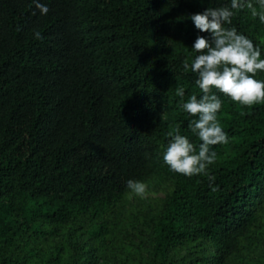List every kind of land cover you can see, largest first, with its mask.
<instances>
[{"label":"trees","instance_id":"1","mask_svg":"<svg viewBox=\"0 0 264 264\" xmlns=\"http://www.w3.org/2000/svg\"><path fill=\"white\" fill-rule=\"evenodd\" d=\"M42 2L46 15L0 0V264H110L114 250L128 264L137 241L145 264H235L264 238V103L217 92L229 139L211 146V180L162 158L177 127L200 143L180 107L201 95L184 67L198 34L189 16L231 0ZM235 11L225 27L264 50V23L247 4ZM155 177L170 189L147 214L148 245L123 240L112 214L126 181Z\"/></svg>","mask_w":264,"mask_h":264},{"label":"clouds","instance_id":"2","mask_svg":"<svg viewBox=\"0 0 264 264\" xmlns=\"http://www.w3.org/2000/svg\"><path fill=\"white\" fill-rule=\"evenodd\" d=\"M257 3L264 9V0H257ZM32 4L41 15L49 11L48 4L42 0H32ZM245 4L252 9V15L264 23V10L257 11L251 0H231L230 5L206 7L189 16L198 34L190 46V63L186 60L184 67L196 74L194 82L201 95L188 96L180 107L194 117L188 128L200 143L195 145L179 127L168 134L170 138L162 158L173 172L186 176L204 174L212 179L208 166L215 161L217 153L211 146L227 143L229 139L218 119L223 100L217 92L243 105L264 103V79L256 76L258 72H264V50L235 26L225 27L232 25L235 10ZM34 35L41 38L39 31ZM177 95L184 98L183 87L177 88ZM126 187L139 196H144L147 191L146 183L140 179L129 178Z\"/></svg>","mask_w":264,"mask_h":264},{"label":"rangeland","instance_id":"3","mask_svg":"<svg viewBox=\"0 0 264 264\" xmlns=\"http://www.w3.org/2000/svg\"><path fill=\"white\" fill-rule=\"evenodd\" d=\"M145 183L147 185L146 194L144 196H139L130 192L127 199L115 208L112 218L117 223L118 230H121L119 237L129 241L127 236L137 233L148 245L147 239L150 230H148V228L146 229L148 224H144L147 214L152 210L155 213L159 212L163 200L170 189V183L158 177ZM119 237L115 239L116 242L119 241ZM131 238L135 239L134 236ZM137 243L138 250L131 253V258L133 260L128 262V264H145V259L148 257L149 251L145 244L138 241ZM184 251L185 250H182L181 253ZM116 254V250L110 252V255L113 257L110 264H116L114 262ZM262 254H264V238L257 239L253 245L244 250L242 254L236 258L235 264H260Z\"/></svg>","mask_w":264,"mask_h":264}]
</instances>
